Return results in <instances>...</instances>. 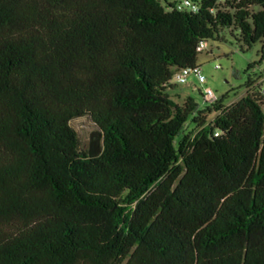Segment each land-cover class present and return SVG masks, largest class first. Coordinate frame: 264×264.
Returning <instances> with one entry per match:
<instances>
[{
    "label": "trees",
    "instance_id": "1",
    "mask_svg": "<svg viewBox=\"0 0 264 264\" xmlns=\"http://www.w3.org/2000/svg\"><path fill=\"white\" fill-rule=\"evenodd\" d=\"M184 1L0 0V264H264L262 86L169 95L264 0Z\"/></svg>",
    "mask_w": 264,
    "mask_h": 264
},
{
    "label": "rangeland",
    "instance_id": "2",
    "mask_svg": "<svg viewBox=\"0 0 264 264\" xmlns=\"http://www.w3.org/2000/svg\"><path fill=\"white\" fill-rule=\"evenodd\" d=\"M261 44L257 42L251 48L240 51L235 45L234 38L226 31L220 42H207L206 49L197 56V66L200 67L205 82L200 84L195 76L188 77L186 85H178L172 80L174 89L169 95L174 102L182 105L187 97H192L200 108L210 103L209 98L203 96L209 88L217 97L229 94L230 101H238L245 95L244 85L248 78L259 81L264 77V60L248 70L250 64L259 60ZM76 132L81 149H87L91 125L88 118H82L70 123Z\"/></svg>",
    "mask_w": 264,
    "mask_h": 264
},
{
    "label": "built area",
    "instance_id": "3",
    "mask_svg": "<svg viewBox=\"0 0 264 264\" xmlns=\"http://www.w3.org/2000/svg\"><path fill=\"white\" fill-rule=\"evenodd\" d=\"M224 1L226 0H219V2H224ZM187 7L191 9L193 8L194 10V7H191V4L186 0L179 6V9L187 8ZM206 46H207L206 42H201L197 48V51L202 52L203 50L206 49ZM191 75L195 76L200 84H203L205 82V78L202 75L200 67L194 66L189 68H183L180 71H178L174 76L175 83L178 85H186L188 83L187 81L188 77ZM259 84L262 86V94L264 96V77L260 78ZM203 96L205 98H209L211 100L210 103L216 102L219 98L215 96L209 88L205 89Z\"/></svg>",
    "mask_w": 264,
    "mask_h": 264
}]
</instances>
